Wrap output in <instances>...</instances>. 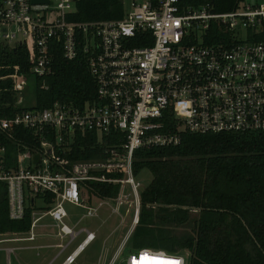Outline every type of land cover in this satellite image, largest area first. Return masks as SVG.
Masks as SVG:
<instances>
[{
  "label": "built area",
  "instance_id": "built-area-1",
  "mask_svg": "<svg viewBox=\"0 0 264 264\" xmlns=\"http://www.w3.org/2000/svg\"><path fill=\"white\" fill-rule=\"evenodd\" d=\"M75 2L0 0V46L26 45L31 58L27 73L17 65L0 67L6 70L0 91L12 92L15 105L28 103L0 116V189L9 219L30 214L27 230L0 231V243L34 240L37 223L48 217L57 256L65 253L60 264H74L96 235L74 230L65 205L92 216L95 208L85 205L92 198L117 201L133 207V220L106 263L114 264L140 211L144 187L132 172L135 150L178 145L184 132H264V1L215 11L210 3L125 0L121 18L98 21L69 19ZM58 51L67 60L86 55L95 98L37 108L34 98L26 100L27 74H50ZM77 131L118 138L103 157L71 161L64 154ZM93 183L118 185L116 196L99 197ZM183 254L140 248L122 261L188 264Z\"/></svg>",
  "mask_w": 264,
  "mask_h": 264
},
{
  "label": "trees",
  "instance_id": "trees-1",
  "mask_svg": "<svg viewBox=\"0 0 264 264\" xmlns=\"http://www.w3.org/2000/svg\"><path fill=\"white\" fill-rule=\"evenodd\" d=\"M124 1L76 0L69 19H119L124 15ZM239 1L185 0L192 5L210 3L215 11L231 10ZM14 65L20 73L28 72V47L0 46V67ZM5 71L0 69V75ZM27 75L26 100L34 98L37 108L54 102L83 105L95 98L96 84L82 51L72 60L58 51L50 74ZM27 107L28 103L15 105L12 92L0 91V116H12ZM117 138V133L99 137L77 131L71 151L64 156L71 161L103 157L104 148ZM143 169L152 178L140 193L138 220L130 237L133 248L186 251L188 264H264V132H184L178 145L135 150L133 175ZM93 186L101 198L115 197L118 191L116 184ZM29 225V212L21 220L9 219L0 189V231H25Z\"/></svg>",
  "mask_w": 264,
  "mask_h": 264
},
{
  "label": "rangeland",
  "instance_id": "rangeland-1",
  "mask_svg": "<svg viewBox=\"0 0 264 264\" xmlns=\"http://www.w3.org/2000/svg\"><path fill=\"white\" fill-rule=\"evenodd\" d=\"M244 1L254 4L263 2L264 0ZM151 178L152 175L148 169H143L135 176V179L141 183L142 187H145ZM124 189L126 192H129L127 185H124ZM129 198L132 199V195ZM117 203V201L105 202L92 198L91 202L85 203V205L95 208L92 216H84L85 209L82 207L71 204L65 205L70 217L68 224L73 226L74 230L86 228L93 231L96 235V239L81 253L75 264H106L108 258L116 252L133 220V207L130 204L122 203L117 205ZM54 230L55 226L53 222L48 217H45L37 223L34 230L36 234L34 240L0 243V264H47L59 251V248L56 246L59 240L52 237ZM82 238L83 235L76 242ZM8 249L10 251L7 253ZM135 250L131 246L129 239L114 264H124L122 259L130 253L135 252ZM107 252H110L107 258L103 257L97 260L100 253L103 256ZM64 255L65 253L59 255L53 264H59L63 260ZM183 255L187 262V255Z\"/></svg>",
  "mask_w": 264,
  "mask_h": 264
},
{
  "label": "crops",
  "instance_id": "crops-1",
  "mask_svg": "<svg viewBox=\"0 0 264 264\" xmlns=\"http://www.w3.org/2000/svg\"><path fill=\"white\" fill-rule=\"evenodd\" d=\"M84 251H85V250H84ZM57 253H58V252H57ZM109 253H110V252H107V254H105V255H103V256H102L101 253H100V255L98 256L97 260H100V259L103 258V257H104V258H107V256H109ZM80 255H81V254H80ZM80 255H79V256H80ZM79 256L76 258V260H78ZM57 257H58V256H57V254H56L52 259H50V261H49L47 264H53L54 261H55V259H56ZM76 260H75L74 264L76 263ZM62 261H63V260H62ZM62 261H61V262H62ZM61 262H60V263H61ZM60 263H59V264H60Z\"/></svg>",
  "mask_w": 264,
  "mask_h": 264
},
{
  "label": "water",
  "instance_id": "water-1",
  "mask_svg": "<svg viewBox=\"0 0 264 264\" xmlns=\"http://www.w3.org/2000/svg\"><path fill=\"white\" fill-rule=\"evenodd\" d=\"M36 2H42V1H45V0H34ZM35 158L37 159V155H35Z\"/></svg>",
  "mask_w": 264,
  "mask_h": 264
}]
</instances>
